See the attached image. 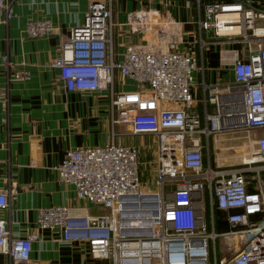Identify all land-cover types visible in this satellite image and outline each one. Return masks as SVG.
Here are the masks:
<instances>
[{"label":"built area","instance_id":"1","mask_svg":"<svg viewBox=\"0 0 264 264\" xmlns=\"http://www.w3.org/2000/svg\"><path fill=\"white\" fill-rule=\"evenodd\" d=\"M187 1L195 6L198 32L212 36L199 37L200 58L205 47L215 44L231 81L196 82L194 73L204 68L192 52L176 49L180 39L173 35L160 42L139 37L144 44L126 43L114 59L110 9L99 0L87 4L50 63L66 91L106 92L116 112L111 122L153 139L148 162L153 189L148 191H142L139 180V145L68 149L51 167L61 183L73 188L75 200L100 206L104 213H74L85 209L79 203L42 206L36 210V226L58 229L63 241L81 243L91 258L109 264H264V8L258 5L263 0ZM146 12L135 17V32L172 33L176 21L150 20ZM11 17V1L0 0V23ZM52 29L43 18L28 23L26 32L42 36ZM2 59L5 68L12 67ZM115 72L121 78L118 92ZM27 75L14 69L12 79ZM126 79L135 88H128ZM198 85L206 94L201 111L192 93ZM254 130L262 136L251 137ZM221 133L235 134L223 149L242 148L251 157L242 154L240 166L233 168L214 165L207 138ZM7 205L2 189L0 211ZM216 218L226 230H215ZM220 239L230 249L227 260L219 257ZM31 242L30 234L11 236L0 216V253L9 264H34Z\"/></svg>","mask_w":264,"mask_h":264},{"label":"crops","instance_id":"2","mask_svg":"<svg viewBox=\"0 0 264 264\" xmlns=\"http://www.w3.org/2000/svg\"><path fill=\"white\" fill-rule=\"evenodd\" d=\"M12 17L0 23V190H7L8 205L0 211L11 236L30 234L31 258L34 264H109L91 258L81 243L63 241L58 229L36 226V210L42 206L79 203L83 210L74 213L100 215L104 209L75 200L70 185L61 183L51 168L68 149L106 144L139 145L140 135H132L127 126L111 122L106 92L66 91L50 66L66 40L69 29L81 22L90 1L96 0H10ZM108 4L113 58L117 59L126 43L144 44L178 36V51L192 52L195 63L204 71L195 72L196 82L220 85L232 79L229 68L218 61L217 47L211 43L200 58L199 33L195 26L197 12L187 0H99ZM258 5L264 8V0ZM150 13V20L173 19L175 28L169 33L148 31L144 36L133 30V21L141 13ZM145 17V15H144ZM46 18L53 29L42 36L26 32L28 23ZM176 31V35L174 32ZM212 37V36H211ZM5 56L12 67H4ZM26 72L27 78L13 80V70ZM120 76L114 73V90L120 91ZM128 88H135L129 80ZM199 101L206 94L200 85L192 90ZM213 147V145H211ZM152 181H140L142 191L153 189ZM143 187L145 189H143ZM0 264H9L0 253Z\"/></svg>","mask_w":264,"mask_h":264},{"label":"rangeland","instance_id":"3","mask_svg":"<svg viewBox=\"0 0 264 264\" xmlns=\"http://www.w3.org/2000/svg\"><path fill=\"white\" fill-rule=\"evenodd\" d=\"M233 106L236 107L235 112L239 113L241 111V107L239 104V101L237 99L234 100ZM210 109V107H209ZM214 135V134H213ZM209 135L207 138L208 141V148H209V156L214 158L213 163L214 165H219L223 168H233L240 166V156L243 154L242 148H233V149H223V146H226L227 144H232V142H228L229 139L235 134L226 133V134H218V135ZM262 136V132L259 130H254L251 132V137L257 138ZM139 144L143 147L141 149V153L139 156V169H140V181H146L153 179L151 178L150 171L152 170L151 165H149V161L152 160L151 155V148L153 146V139L150 137V135H140L138 138ZM227 140V141H224ZM236 145L239 144V142H234ZM241 144V143H240ZM213 145V147L211 146ZM143 189H145L143 187ZM224 240L220 239L216 241L217 248H221V252H219V257L222 260H227L231 256L230 249H227L224 247Z\"/></svg>","mask_w":264,"mask_h":264},{"label":"trees","instance_id":"4","mask_svg":"<svg viewBox=\"0 0 264 264\" xmlns=\"http://www.w3.org/2000/svg\"><path fill=\"white\" fill-rule=\"evenodd\" d=\"M217 214H218L217 210H215L216 217H217ZM214 228L216 231H224L227 229L226 225L223 222H221L219 218H216Z\"/></svg>","mask_w":264,"mask_h":264},{"label":"bare ground","instance_id":"5","mask_svg":"<svg viewBox=\"0 0 264 264\" xmlns=\"http://www.w3.org/2000/svg\"><path fill=\"white\" fill-rule=\"evenodd\" d=\"M239 118H240V117H239ZM238 120H239V119H238ZM242 156H243L244 159H247V158H250V157H251L250 155L247 156L246 154H243Z\"/></svg>","mask_w":264,"mask_h":264}]
</instances>
